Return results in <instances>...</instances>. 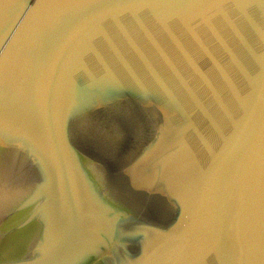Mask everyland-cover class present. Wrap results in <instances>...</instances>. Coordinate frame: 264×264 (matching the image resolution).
<instances>
[{
    "label": "water",
    "instance_id": "obj_1",
    "mask_svg": "<svg viewBox=\"0 0 264 264\" xmlns=\"http://www.w3.org/2000/svg\"><path fill=\"white\" fill-rule=\"evenodd\" d=\"M0 264H264V0H0Z\"/></svg>",
    "mask_w": 264,
    "mask_h": 264
}]
</instances>
